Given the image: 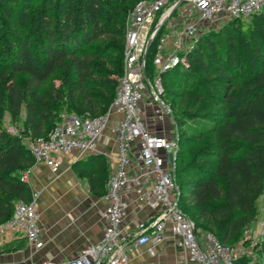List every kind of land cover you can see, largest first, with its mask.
Masks as SVG:
<instances>
[{
  "label": "trees",
  "instance_id": "obj_1",
  "mask_svg": "<svg viewBox=\"0 0 264 264\" xmlns=\"http://www.w3.org/2000/svg\"><path fill=\"white\" fill-rule=\"evenodd\" d=\"M40 1L26 18L0 2V105L6 98L14 120L24 108L26 134L8 131L0 117V224L17 201L33 198L23 178L35 163L26 136H46L67 107L78 115L105 113L123 73L125 26L118 45L111 42L109 8L116 0ZM158 41L159 33L146 58L151 78ZM186 56L187 66L161 72L168 87L179 89L167 100L172 108L181 98L184 116L208 127L192 128L196 145L176 162L179 207L197 228L234 244L257 219L264 192V11L200 34ZM75 166L88 173L91 191L106 192L110 169L103 154H89ZM187 203L194 204L191 214Z\"/></svg>",
  "mask_w": 264,
  "mask_h": 264
},
{
  "label": "built area",
  "instance_id": "obj_2",
  "mask_svg": "<svg viewBox=\"0 0 264 264\" xmlns=\"http://www.w3.org/2000/svg\"><path fill=\"white\" fill-rule=\"evenodd\" d=\"M178 2L139 0L130 11L125 28L123 73L107 112L96 116L67 112L46 136L26 138L35 163L44 164L57 172L63 166L65 157L74 151L80 156L97 153L99 137L107 128L111 115H118L113 135L115 153L108 155L113 164L106 180L103 237L80 249L65 264H134L130 260L127 244L130 241H135L137 245L154 243L161 238L167 226L175 236L176 245L186 252L183 264H236L240 257V248L222 242L212 232L197 228L179 207L180 188L174 171L176 161L171 155L174 138L167 132L153 131L143 114L142 102L151 111L152 121L166 119L165 105L168 104L162 98L161 72L174 67L179 61L186 66L189 64L183 54L178 55L168 49L170 33H166L159 37L153 59L159 72L151 78L146 69L149 41L153 37L154 41L159 33L155 34L159 23ZM177 10L182 21L190 14L195 17V21H189L185 27L187 32H192L197 23L226 22L262 13L264 0H183ZM168 21L167 28L178 24L172 19ZM30 172L31 168L23 175L26 181ZM131 193H136L135 198L142 207L155 213L136 220L132 231H128L124 221ZM37 197L38 192H33L29 202H16L13 215L0 224L1 241L24 237L35 249L44 246ZM259 236H264V221ZM149 252L152 256L156 254L153 246ZM31 264L56 263L44 260L41 263L32 261ZM145 264L156 262L150 260Z\"/></svg>",
  "mask_w": 264,
  "mask_h": 264
},
{
  "label": "crops",
  "instance_id": "obj_3",
  "mask_svg": "<svg viewBox=\"0 0 264 264\" xmlns=\"http://www.w3.org/2000/svg\"><path fill=\"white\" fill-rule=\"evenodd\" d=\"M142 105L144 107L143 114L148 120L150 128L153 131L160 130L170 134L168 120H163V124H155L151 119V111L146 109L144 102ZM117 118V114L111 115L107 128L99 137L98 152L94 153L104 155L109 169L113 160L108 155L115 153L113 135ZM84 157L86 156H80L77 151L70 153L65 157L63 166L57 172L44 164L34 163L32 165L27 182L34 192H38L37 201L39 202L40 222L45 244L42 248L35 249L27 243L24 237L16 240H0V245L5 242L15 247H18L21 241L27 243V247L22 248L23 252L5 255L3 259H0V264H31L32 261L41 263L44 260L65 264L66 261L76 256L80 249L102 239L105 228L102 217L105 193L91 191L88 173L75 166ZM135 197L136 193L128 195L129 207L124 221V226L128 231H132L136 220L155 213L147 207H142ZM258 201L261 207L259 208L260 213L246 230L249 237L259 234V228L263 229L264 192ZM152 246L156 251L154 256L149 252V248ZM126 247L130 254V260L134 264H145L150 260H154L156 264H183L186 257V252L176 245L175 236L170 226H167L161 238L154 243L137 245L135 241H130Z\"/></svg>",
  "mask_w": 264,
  "mask_h": 264
},
{
  "label": "rangeland",
  "instance_id": "obj_4",
  "mask_svg": "<svg viewBox=\"0 0 264 264\" xmlns=\"http://www.w3.org/2000/svg\"><path fill=\"white\" fill-rule=\"evenodd\" d=\"M137 1L138 0H116V5L109 8V16H112V18H110V24H112L111 30L114 31V34L111 35V42L114 46H117L119 43L118 37L121 36V34L124 35V29L123 28L126 27L128 15H129L130 11L132 10L133 6L136 4ZM0 2H3L4 4L9 3L10 9L17 12L18 15L21 12L20 13L21 17L26 18L28 16L27 14H29L28 12H30L29 9L31 7V4H35V3L40 4L41 1L40 0H19L18 6L10 5V4H12L11 0H0ZM120 8L124 12L122 11V13H120L121 15H118ZM107 10H108V8H107ZM20 15H19V17H20ZM171 19L175 20L178 24L175 27L170 26L169 28H167V25L169 23V21H168L160 29L159 37H161L162 35H165L166 33H170V37H169L168 43H167L168 49H172L173 51L178 53V55L183 54L185 57H187L186 56L187 52L193 47L194 43L196 42V40L200 34L208 32L212 28L218 29L224 23V22H220V21H209V22H204V23H197L196 29H194L192 32H187L185 30V27H186V25H188V22L189 21L190 22L195 21V17L193 15L190 14L187 19H184L182 21L180 19V11L176 10L174 13L171 14L169 20H171ZM117 21L120 22V26L113 25L114 22H117ZM121 22H122V24H121ZM249 22L251 24L254 23V21L252 19H250ZM4 23L5 24L9 23L7 16L4 17ZM10 30L14 31V28L10 27ZM4 53H5L4 45L2 43H0V71L4 67V64L1 60V58L4 56ZM34 54L36 56V53H34ZM151 55L152 54L150 53V57H151ZM152 62L151 61L149 62L150 66H152ZM188 63H189V61H188ZM175 66L182 68V67H185L186 65H184L181 61H179ZM158 72H159L158 68H156V72H154V73L157 74ZM18 77H19V79L23 80L25 76L20 73V74H18ZM162 85H163L164 90H166V91H164L162 98L165 102L167 101L166 103L171 108L170 102H169V100H167L168 92L170 93L173 91L172 93H174V95H175L179 92V89H176V88L174 89L172 87H168L167 83L165 82V80H163V78H162ZM109 108H110V106L108 107L107 111L109 110ZM171 109H172L174 115L176 116L175 120L172 119L171 116L168 114H166L165 118L170 123L168 126V129L171 130L170 134L172 135V137L174 138V141H175V146H174L173 150L171 151V155L175 157L176 162H179V160H182L183 158L186 159L188 156V154H187L188 149L190 150V149L194 148L196 145L194 143L196 135L190 133V132H192L191 131L192 128H196L197 130H201V129L207 128L208 125L206 123H203L204 121L202 119H190V120H188V118L185 117L183 112H182L184 109H186V105L184 104V102L181 98H178L177 105H172ZM67 112L75 113V112H71L68 107H67V111L65 110V112L63 114H65ZM24 114H25V110L23 108L21 110L19 118L14 120L12 118L11 112L9 110L8 102H7L6 98L4 99L3 104L0 105V117L4 120L6 129L10 132H13V133L22 132L23 134H25L24 133V130H25ZM89 116H91V114H89ZM62 117H61V119H62ZM195 122H198V123H195ZM199 122H200V124H199ZM154 123L155 124L156 123L157 124H161V123L163 124L162 121L161 122H154ZM52 127L53 126H51L50 129ZM29 136H31V135L26 136V138H28ZM176 138L179 141L178 145L176 144ZM25 141H27V140L25 139ZM177 146H178V150L176 151ZM176 170H177V167L175 168V173H176ZM37 203H39V202L37 201ZM257 204H258V208H261L259 201L257 202ZM193 206H194L193 203H187L184 206V210L186 212L190 213ZM262 207L264 208V203H263ZM43 210H45V208H43ZM261 230H262V227H261ZM261 230L259 228V230H258L259 233L261 232ZM247 234L248 233H246V231H245L244 236L242 238H240L239 240H237V242H235L234 244H231V243H226V244H228L232 247L240 248V260H238V264H264V256L262 254V250L264 247L263 246L264 236L260 237L259 234H257V235H255L256 237L254 235H251L249 237V236H247ZM26 247H27V243L24 241H21V244H19L18 247H15L14 245H11L9 243L6 244L5 242L3 244L1 243V245H0V251H1L0 252V259L1 258L3 259V257L5 255H13L16 252L17 253L23 252V249H25ZM30 253H32V252H30Z\"/></svg>",
  "mask_w": 264,
  "mask_h": 264
},
{
  "label": "water",
  "instance_id": "obj_5",
  "mask_svg": "<svg viewBox=\"0 0 264 264\" xmlns=\"http://www.w3.org/2000/svg\"><path fill=\"white\" fill-rule=\"evenodd\" d=\"M183 0H179L178 4H176L167 14L166 16L161 20V22L159 23L157 29H156V32L155 34L160 31V29L167 23V21L169 20L170 16L172 13H174L177 8H178V5L182 3ZM154 38V37H153ZM153 38H151V40L149 41V44H148V49L150 48L152 42H153ZM146 57V55H145ZM165 108H166V111L168 113V115L171 116L172 119L175 120L176 116L174 115L172 109L168 106V105H165ZM179 141L178 139L176 138V144L178 145ZM178 150V146H177V149L176 151ZM175 168H176V164L174 165V171H175Z\"/></svg>",
  "mask_w": 264,
  "mask_h": 264
}]
</instances>
